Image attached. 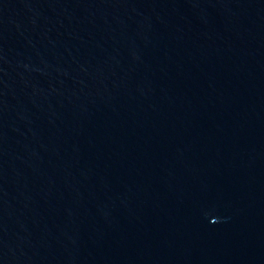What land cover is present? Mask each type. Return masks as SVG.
<instances>
[{"label":"water","instance_id":"95a60500","mask_svg":"<svg viewBox=\"0 0 264 264\" xmlns=\"http://www.w3.org/2000/svg\"><path fill=\"white\" fill-rule=\"evenodd\" d=\"M0 264H264V0H0Z\"/></svg>","mask_w":264,"mask_h":264}]
</instances>
